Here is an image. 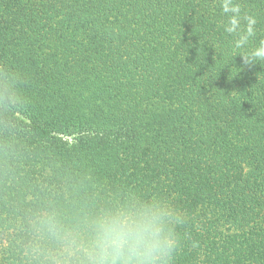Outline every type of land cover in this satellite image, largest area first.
<instances>
[{
  "label": "trees",
  "instance_id": "1",
  "mask_svg": "<svg viewBox=\"0 0 264 264\" xmlns=\"http://www.w3.org/2000/svg\"><path fill=\"white\" fill-rule=\"evenodd\" d=\"M261 41L264 0H0V264L28 211L133 190L186 212L176 264H264Z\"/></svg>",
  "mask_w": 264,
  "mask_h": 264
},
{
  "label": "clouds",
  "instance_id": "2",
  "mask_svg": "<svg viewBox=\"0 0 264 264\" xmlns=\"http://www.w3.org/2000/svg\"><path fill=\"white\" fill-rule=\"evenodd\" d=\"M255 25V19L251 21ZM255 35L254 29L247 33ZM246 63H264V41ZM19 72L0 63V101L16 100ZM186 212L166 196L142 190L118 197H88L61 208L28 211L14 251L18 264H176Z\"/></svg>",
  "mask_w": 264,
  "mask_h": 264
}]
</instances>
